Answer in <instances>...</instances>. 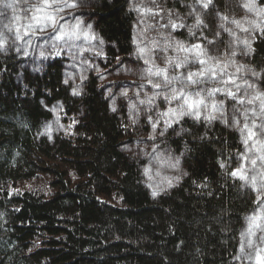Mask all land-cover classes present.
Masks as SVG:
<instances>
[{
    "label": "trees",
    "instance_id": "16d2710c",
    "mask_svg": "<svg viewBox=\"0 0 264 264\" xmlns=\"http://www.w3.org/2000/svg\"><path fill=\"white\" fill-rule=\"evenodd\" d=\"M249 2L264 9V0H214L209 9L196 0H166L163 7L176 12L189 30L168 25L141 36L133 0H57L53 6L75 7L53 11L58 21L53 30L66 23V30L88 36L100 51L90 69L73 64L81 67L75 87L68 76L76 60L53 50L40 55L36 37L24 39L23 26L19 28L22 38L0 48V264H239L240 233L258 202L254 187L232 174L240 168L245 148L246 132L240 129L246 112L240 108L252 107L251 115L246 113L250 127L264 117V97L256 99L264 93V32L256 27L263 26L264 13L249 11L244 7ZM197 16L204 22L199 27ZM74 21L78 29L72 28ZM142 37L147 55L139 59L136 41ZM242 41L250 42V50ZM194 44L206 53L214 51L212 57L201 56L207 63L197 68L193 61L184 69L174 67L180 62L174 52L145 60L154 47L170 45L178 51L180 45ZM187 55L190 59L195 53ZM161 68L169 77L211 69L209 76L194 77L206 84L184 87L205 98V115L213 102L223 101L224 116L213 112L217 118L211 121L191 115L176 122L165 118L157 140L178 158L181 175L153 195L144 177L143 152L127 149L150 131L147 118L133 123L129 106L136 101L114 103L106 79L118 78L116 86L136 78L157 84L163 77L153 78V73ZM141 82L133 84L142 89ZM181 86L156 89L170 95ZM57 103L73 124L48 137L44 124L54 113L47 106ZM170 104L177 106L164 98L157 101L162 111Z\"/></svg>",
    "mask_w": 264,
    "mask_h": 264
},
{
    "label": "rangeland",
    "instance_id": "374dc122",
    "mask_svg": "<svg viewBox=\"0 0 264 264\" xmlns=\"http://www.w3.org/2000/svg\"><path fill=\"white\" fill-rule=\"evenodd\" d=\"M165 1L166 0H133L134 9L137 10L139 14L136 34L139 33L141 36H145V34L147 36L155 35L158 32V28H162L163 26L167 27L168 25L171 26V23L183 24L186 28L187 23H185L176 12L167 11L163 7ZM8 4H11L12 6L7 7L6 5ZM39 6H42V0H0V40H3L4 47L8 46L12 41L17 39V29L23 26L24 32L28 33L27 35H25L24 39H27L32 35L36 37V39L38 40L39 46L36 47V49L38 50L40 55L42 54L46 55L48 51L53 50L52 54L54 55L67 56L70 60H76L74 61V63L71 64L72 71L69 73L68 76L69 77L68 82L75 87L78 85V81H79L78 78H80L78 71L81 68L80 66H74L76 65V62L78 64H83L85 67H88L90 69L94 61L98 60L99 53L97 52L100 51L95 50L94 49L95 47L92 46V44L91 45L89 44L88 36L86 35H83L81 38L73 37L74 40H76V44L72 43V38L69 39L68 37H65V39H57L56 36L59 34L61 26L64 30H66L64 27L66 23L60 24L59 30L57 32H55L53 30V27L51 26L45 27L43 32H41L40 31L41 26L36 25L32 20V17L34 15H37V13L35 12V8ZM57 8L60 7L53 6L52 8L47 9V11L53 12L56 11ZM62 9L64 11H67L66 7H62ZM14 13H17L18 16L20 15V17H22L21 22L20 20L18 21L16 20L18 16ZM262 20H263L262 22L263 26L258 28L257 31H261V29H264V17L262 18ZM71 23L77 25L75 21ZM68 25H70V23ZM178 28H184V27H177L175 29ZM82 30H85V26L84 28H82ZM79 38L82 41L81 40L78 41ZM91 41L93 43V39ZM28 45L29 44L27 43L24 44L26 49L27 47L31 48ZM86 45H88L90 48H88ZM136 45H138L136 49L137 56H139V59L140 57L144 58V56L147 55V47L146 46L143 47L144 37H142V41L140 43L137 40ZM184 48H189V47L184 46ZM140 49L144 50L143 53H141ZM182 51L183 50L181 49L176 51L175 49H172L170 45L167 47H159L157 49H155L154 47L152 51L153 54L146 57L145 60L148 62H152L153 58H155L156 53L162 54L163 58H166L172 55L171 52H174L175 55H177V59L180 60L179 63L183 62L185 57L188 58V63L182 66L181 67L182 69L187 67L191 61H193V65L195 66V68L200 66V63L196 59H193V57L189 59V55H187L188 52L183 53ZM208 54H211L210 56L212 57V55H214V51H212V53L207 51V55ZM204 58L207 57L204 56ZM204 58L200 57V59H204ZM32 61L33 60H29L30 63ZM124 64H126V66H129L130 62L129 63L124 62ZM207 75L209 76V74ZM178 76L184 77V75L181 73ZM138 77L143 78V73L140 72ZM153 78H157V77L154 75ZM117 79L118 78H114V77H108V79H106V81L110 83L109 86L110 88L108 93L112 95L111 100H113L114 103L118 102L120 104H122V102L127 104V103H132V101H136L129 106V111L131 110V112H133L136 117L135 119L132 118V122L133 123H135V121L137 122L138 117L143 116L142 118H147L148 128L150 129V131L146 132V134L144 135L143 139H141V141H139L135 145L130 144L127 149H129L130 147L131 151L134 150V152L136 151L143 152L142 156H144L146 161L144 167L145 180L149 185V187L153 190V192L156 193L162 192L177 182L178 178L181 175V164L178 161V158L174 156L169 149L162 147V142L161 141L158 142L157 140L161 135V132L165 129L164 123L166 117L162 116L161 114L168 111L169 108L179 110L178 107H180L183 101L182 100L175 101L178 107L170 104L165 108V111H162L158 107L157 101L158 99H163L167 95L165 93V90L160 92L158 89L152 87V84L145 81L142 83L141 80L144 79L138 80V78H136V80L133 79L134 80L133 83H135L136 81H140L141 85L143 86L142 89L140 87L137 88L138 85H135L136 83L133 84L129 81H127V83L123 82L122 85L116 86L115 83ZM225 83H228V81H225ZM159 84H161V86L165 88L163 86V80L160 81ZM200 84L204 85L206 84V81L204 80L199 81V83H197V87ZM175 85H181L180 81L179 80H177V82L175 81L174 83L170 84L168 88H171L172 86ZM148 88L153 90L152 95H150L152 91L148 90ZM187 88L188 90H190V88L192 89L191 86H188ZM188 90L185 88L186 92ZM150 98H151V103L148 102ZM141 101H145V102L141 103ZM47 107H49L54 114L50 121L45 122L44 124L45 129L43 131V134H47L48 137H52L54 136L55 133H58L62 130L64 131V129H69V130L71 129L73 124L72 123L73 119L71 118L72 121H68L67 119L65 120V116L63 113H61L62 109L60 105H58V103L49 105ZM243 107L244 108H240V110L251 115L252 107L250 105L249 107L246 105H244ZM149 112L153 114L150 116ZM259 119L261 121L259 125L264 124V117L263 118L260 117ZM247 120L249 121V118ZM153 125H155V127ZM261 142H264V134L258 133L257 137L253 138V140H250L248 144H245V148L241 158V165L239 168L242 169L243 174L247 177V180L242 179L247 185L253 186V181L255 182L254 189L258 193V198H259L256 207L246 218L245 225L240 233V247L238 254L236 256V261L239 264H245V263L257 264L256 261L257 251L264 250V227L260 229H254L253 235H246V233L249 230L250 218L264 211V206L261 205V201H264V160L260 159V157L264 156V150H257ZM140 146H142V148H140ZM253 160L256 161L255 165L251 163ZM248 240L252 241V247L247 246ZM242 244L245 245L243 253L241 252ZM247 254H251V259L247 258ZM261 255L264 256V251L261 252ZM237 257H239V259H237Z\"/></svg>",
    "mask_w": 264,
    "mask_h": 264
},
{
    "label": "snow or ice",
    "instance_id": "6c2138e0",
    "mask_svg": "<svg viewBox=\"0 0 264 264\" xmlns=\"http://www.w3.org/2000/svg\"><path fill=\"white\" fill-rule=\"evenodd\" d=\"M56 3H57V0H42V6L35 8V12L37 13V15H34L32 17V20L34 21V23L36 25L41 26L40 27L41 32H43L44 28L48 27V26H51V27H53L54 30H56L57 25H58V21L56 19L55 12L47 11V9L52 8L53 5ZM196 3L199 4L202 9H209L210 6L214 7V0H196ZM6 6L11 7L12 5L8 4ZM65 6L66 7H75V4L74 3L73 4L65 3ZM244 7L247 8L249 11H254V10L257 11V15L264 13V9L256 10L254 3H252V2L246 3L244 5ZM221 19L227 20L228 17L224 16V17H221ZM231 22L233 24H236L238 27L240 26L239 21L233 20ZM203 23H204L203 20H201L199 18V16H197L196 26L199 27ZM29 27H31V26H29ZM171 27L172 28L184 27V25L171 23ZM256 27L259 28L260 26L256 25ZM72 28L78 29L79 23L75 26H72ZM243 30L247 31V29H243ZM261 31L264 32V29H261ZM27 34L28 33L25 32V35H27ZM33 34H35V33H33ZM65 37H68L69 39H71L73 37L78 38L77 31L64 30L61 26L59 34L56 36V38L57 39H65ZM21 38L22 37L19 35V29H17V39H21ZM3 43H4L3 40H0V48L3 47ZM212 43H213V41H209V44H212ZM241 43H244L246 46H249V50H250V42L249 41H242ZM180 49L185 51V52H194L195 56L193 57V59H196L201 65H205L207 63V61L205 59H200L201 56L207 55L206 51L204 50V48L201 44H194L191 46V48H184L183 45H180ZM140 51H141V53H143L144 50L140 49ZM233 55H235V53H233ZM170 63H172V62H170ZM187 63H188V58L185 57L183 62L175 63L173 66L176 68H180V67L186 65ZM149 71L151 72L152 70L150 69ZM209 71H211V69H205V70L195 72V73H188L184 77H179V76L169 77V75L167 74V69H164V68L157 69L153 74L156 76H162L163 77V86L165 88H168V86L170 84H172L173 81H176V80H179L181 85H182L179 88V90H177L176 88H172L170 90L171 94L164 97V99L167 100L169 103H171V101L182 100L183 102L180 105V109L176 110V109L169 108L168 111L162 113L161 115L165 116V117L172 118V122L178 121V119L184 115H191V116H194L196 119L203 118V119L211 121V120L217 118L215 115L212 114L213 112H220L221 118H223V116H224L223 101H220L219 103L213 102L210 105L212 112L205 115L201 112V106L209 107V105L205 101V98L203 96H201L199 92H197L195 94V97H194L185 91V87H184L185 85H195V84L199 83V80L194 78V77H205L207 72H209ZM213 75H215V72H213ZM253 75H256V74L253 73ZM149 83L151 84L152 81L149 80ZM152 87L161 88V84H159V83L152 84ZM218 91H221V89H214L213 90V92H218ZM74 94L78 95L79 93L77 92ZM158 95H159V93H158ZM225 95H227L228 97H232L233 99H237L236 94L232 91H226ZM261 97H264V93H260L256 97V99H260ZM144 102L145 101H141V103H144ZM148 102L151 103V98L149 99ZM237 102L240 104L244 103V101L242 99H238ZM248 103L251 104L252 100H249ZM261 110L264 111V101L261 102ZM241 115L245 116V123L243 125V128H241L240 130L242 133L246 132L247 135H246V138L244 139V143L248 144V142L250 140H253V138L258 136V133L264 134V124L257 125L255 121H252L251 127H250L249 123L247 122L246 113H241ZM225 123H227V120H225ZM239 123H240V121L238 119H236L235 117H233V124L239 125ZM153 126L155 127V125H153ZM168 127H171V123L168 124ZM257 150H264V142L260 143V146ZM260 159L264 160V156L260 157ZM251 163L253 165H255L256 161L253 160ZM232 174L233 175H239L241 179L247 180V177L243 174L242 169H237ZM253 187H255L254 181H253ZM156 194H157L156 192L153 193V195H156ZM261 205L264 206V201H261ZM262 227H264V211H262L258 215H254L250 218L249 230L246 233V235H253L254 229H260ZM247 246L252 247V241L251 240L247 241ZM244 247H245V245L242 244L241 245V252L242 253L244 252ZM262 251H264V250H258L257 251V254H256L257 264H264V256L261 255ZM247 258L251 259V254H247ZM237 259H239V257H237Z\"/></svg>",
    "mask_w": 264,
    "mask_h": 264
}]
</instances>
